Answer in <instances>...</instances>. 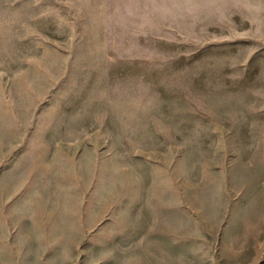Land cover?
<instances>
[{
    "label": "rangeland",
    "instance_id": "obj_1",
    "mask_svg": "<svg viewBox=\"0 0 264 264\" xmlns=\"http://www.w3.org/2000/svg\"><path fill=\"white\" fill-rule=\"evenodd\" d=\"M0 264H264V0H0Z\"/></svg>",
    "mask_w": 264,
    "mask_h": 264
}]
</instances>
